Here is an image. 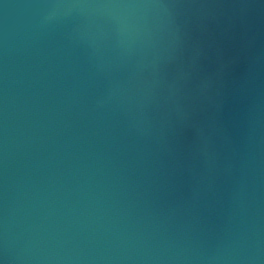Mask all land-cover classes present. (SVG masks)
<instances>
[{"label": "water", "instance_id": "obj_1", "mask_svg": "<svg viewBox=\"0 0 264 264\" xmlns=\"http://www.w3.org/2000/svg\"><path fill=\"white\" fill-rule=\"evenodd\" d=\"M0 264H264V0H0Z\"/></svg>", "mask_w": 264, "mask_h": 264}]
</instances>
